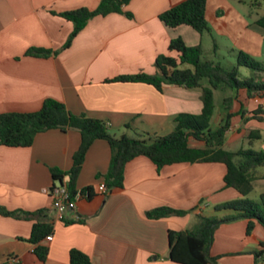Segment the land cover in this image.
Returning a JSON list of instances; mask_svg holds the SVG:
<instances>
[{"label":"crops","instance_id":"1","mask_svg":"<svg viewBox=\"0 0 264 264\" xmlns=\"http://www.w3.org/2000/svg\"><path fill=\"white\" fill-rule=\"evenodd\" d=\"M100 1L0 0V114L35 112L45 100L52 99L63 103L73 115L105 122L115 137L135 133L163 137L173 131L178 114L201 112L198 89L163 85L159 92L144 83L110 82L124 75L153 74L159 55H174L168 51L172 39L181 38L187 46L201 45V35L192 28H168L159 19L160 14L185 0H131L123 8L131 18L116 13L94 17L70 47L62 50L74 25L58 14L82 7L94 10ZM237 7L227 0H207L206 20H214L215 32L229 39L232 51L261 59L264 29L254 22L264 15L257 9H264V2L258 3L256 12L251 8L249 14ZM30 48L58 54L25 56ZM239 101L232 107L235 115L225 134L224 149L237 151L245 143L252 148L257 142L264 148V117H253L264 100ZM226 115L221 100L215 104L211 129ZM80 140L76 130L52 129L37 134L30 147L0 146V208L35 215L43 212L28 220L0 215V264L11 259L19 264H69L72 249L86 254L91 264H175L168 259V232L192 230L198 217L215 216L216 205L241 198L235 190L224 188L226 170L222 164L182 163L157 168L146 157L126 165L122 188L102 194L98 186L104 183L110 149L106 141L96 140L76 179V190L90 187L92 196L79 200L76 209L58 221L45 190L57 184L52 170H71ZM189 145L204 146L195 141ZM68 181L65 175L63 182ZM261 182L264 167L256 170L247 199ZM263 192L264 188L259 195ZM160 207L187 214L147 219L148 211ZM36 222L52 229L51 240L46 236L40 243L48 248L44 262L36 257V245L30 242ZM246 226V220H237L215 231L210 251L217 258L214 264H264V254L259 258L254 255L262 249L264 229L256 224L247 236Z\"/></svg>","mask_w":264,"mask_h":264},{"label":"trees","instance_id":"2","mask_svg":"<svg viewBox=\"0 0 264 264\" xmlns=\"http://www.w3.org/2000/svg\"><path fill=\"white\" fill-rule=\"evenodd\" d=\"M131 0H101L94 10L78 8L59 13L58 16L73 23L74 28L62 50L70 47L73 39L85 28L89 20L97 16L109 14H123L128 18L132 15L123 8ZM207 0H185L159 15L161 22L168 28L185 25L198 34L210 32L205 12ZM264 2V0H261ZM254 25L264 29V15L257 18ZM216 49V45H214ZM168 51L174 55H159L154 62L153 74L137 73L116 77L110 82L144 83L162 91L163 85H174L187 90H200L202 110L197 115L178 114L174 118L173 131L163 137H149L142 133L134 136L122 134L115 137L110 134L108 125L100 120L88 118L85 115L71 114L63 103L52 99L43 102L41 108L29 113L0 114V146L11 148H26L33 143L39 133L59 129L76 130L81 140L78 150L73 155V167L62 173L52 170L53 181L63 183V177H69L67 187L74 195L76 193V179L84 163L87 151L94 141L104 140L109 145L110 159L103 181L108 191L123 187L126 165L137 157L148 158L157 168L173 164L219 163L225 167L223 177L224 188L235 190L241 198L228 201L214 207V212H226L228 215L198 217L199 221L194 229L184 231H169L168 259L175 264H214L217 258L211 256V247L215 231L224 224L237 220H246V235L253 232L255 225L264 229V192L256 202L246 197L253 190L255 172L264 167V150L254 151L251 148L229 151L224 149L225 134L230 127L232 107L239 101L240 95L246 100H264V79L257 78L254 72H264V66L254 58L237 51L236 65L231 68L223 67L219 62L203 61L200 45L187 46L181 38L172 39ZM43 48H30L25 56L47 58L56 55ZM245 67L253 73L242 77L239 69ZM228 92L222 98V105L227 111L226 117L214 129L211 121L215 110L214 92ZM240 102V101H239ZM264 108L260 106L254 111L253 117L262 120ZM129 128V126H125ZM190 141L203 143V148H193ZM92 196V188L81 190ZM39 212L37 215H41ZM186 211L171 207H160L148 211L147 219L158 220L169 217H182ZM0 215L14 219H31L35 214L19 211H7L0 208ZM51 226L36 222L31 230L30 242L36 245L34 254L44 262L48 255V248L40 245L43 238L51 233ZM261 250L254 253L259 258L264 254V240L260 243ZM9 264V263H6ZM69 264H91L90 258L79 250L69 252Z\"/></svg>","mask_w":264,"mask_h":264},{"label":"rangeland","instance_id":"3","mask_svg":"<svg viewBox=\"0 0 264 264\" xmlns=\"http://www.w3.org/2000/svg\"><path fill=\"white\" fill-rule=\"evenodd\" d=\"M227 2H231L232 4H237V9L239 12L242 13H250L256 12V8L258 3H262L261 0H227ZM240 2H244L242 5ZM252 8V10H250ZM258 12H264V9L257 8ZM220 12V11H219ZM207 21L208 27L210 29V32H204L201 34V50H202V60L203 61H212V62H219L223 67L225 68H231L236 65L237 62V56L235 51H232V45L228 38L220 36L218 33L215 32L214 27V20H212L211 17H209ZM216 45V49L214 47ZM261 59H256L257 62H259L262 66H264V57H260ZM239 72L242 77H248L253 72L245 67H241L239 69ZM254 75L257 78L264 79V72H254ZM228 92H219L217 91L214 95L215 104H220V101L222 98L226 95H228ZM240 100L244 99V95H240ZM134 136V135H133ZM261 142H257L254 147H248L246 143L243 146V149L251 148L254 151H262L264 148L261 147ZM264 188V182H261L259 184H255V190L252 195L248 197V200L251 202H256L259 198L260 191ZM225 212H217L214 213L217 218L220 217V214Z\"/></svg>","mask_w":264,"mask_h":264},{"label":"built area","instance_id":"4","mask_svg":"<svg viewBox=\"0 0 264 264\" xmlns=\"http://www.w3.org/2000/svg\"><path fill=\"white\" fill-rule=\"evenodd\" d=\"M264 108V102L261 104ZM98 191L102 194L108 193V189L104 183L98 186ZM45 193L51 197L52 208L55 211L56 219L62 221L68 211H74L77 207V202L81 199L87 198V193L82 194L81 191H76L74 195H71L67 184H56L45 190ZM47 241L51 240V236L46 237ZM9 264H19L17 260L11 259Z\"/></svg>","mask_w":264,"mask_h":264}]
</instances>
